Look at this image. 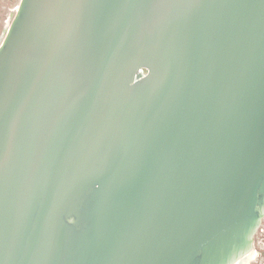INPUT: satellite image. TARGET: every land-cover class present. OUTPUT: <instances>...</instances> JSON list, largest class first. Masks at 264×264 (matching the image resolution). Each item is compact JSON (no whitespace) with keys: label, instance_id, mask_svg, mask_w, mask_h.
Segmentation results:
<instances>
[{"label":"water","instance_id":"water-1","mask_svg":"<svg viewBox=\"0 0 264 264\" xmlns=\"http://www.w3.org/2000/svg\"><path fill=\"white\" fill-rule=\"evenodd\" d=\"M264 219V0H21L0 44V264H249Z\"/></svg>","mask_w":264,"mask_h":264},{"label":"rangeland","instance_id":"rangeland-1","mask_svg":"<svg viewBox=\"0 0 264 264\" xmlns=\"http://www.w3.org/2000/svg\"><path fill=\"white\" fill-rule=\"evenodd\" d=\"M21 0H0V44L10 26ZM249 264H264V219L256 235L255 252Z\"/></svg>","mask_w":264,"mask_h":264},{"label":"bare ground","instance_id":"bare-ground-1","mask_svg":"<svg viewBox=\"0 0 264 264\" xmlns=\"http://www.w3.org/2000/svg\"><path fill=\"white\" fill-rule=\"evenodd\" d=\"M253 257V256H252Z\"/></svg>","mask_w":264,"mask_h":264}]
</instances>
